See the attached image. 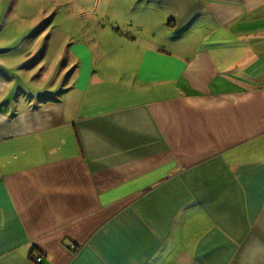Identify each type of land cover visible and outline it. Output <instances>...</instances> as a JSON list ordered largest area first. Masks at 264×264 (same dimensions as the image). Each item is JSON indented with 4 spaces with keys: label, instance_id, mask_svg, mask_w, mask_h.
Wrapping results in <instances>:
<instances>
[{
    "label": "crops",
    "instance_id": "obj_1",
    "mask_svg": "<svg viewBox=\"0 0 264 264\" xmlns=\"http://www.w3.org/2000/svg\"><path fill=\"white\" fill-rule=\"evenodd\" d=\"M138 3L119 67L0 105V264H264V0Z\"/></svg>",
    "mask_w": 264,
    "mask_h": 264
},
{
    "label": "rangeland",
    "instance_id": "obj_2",
    "mask_svg": "<svg viewBox=\"0 0 264 264\" xmlns=\"http://www.w3.org/2000/svg\"><path fill=\"white\" fill-rule=\"evenodd\" d=\"M134 1L0 0V76L14 88L0 105L25 110L36 106L44 92L65 93L76 79L75 48L102 54L96 65L111 57L119 67L121 59L111 54L124 53L123 39H113V31H137L124 15L139 0ZM136 40L133 44L140 46ZM21 82H26L24 88Z\"/></svg>",
    "mask_w": 264,
    "mask_h": 264
},
{
    "label": "built area",
    "instance_id": "obj_3",
    "mask_svg": "<svg viewBox=\"0 0 264 264\" xmlns=\"http://www.w3.org/2000/svg\"><path fill=\"white\" fill-rule=\"evenodd\" d=\"M37 261H41V257H38V258H37Z\"/></svg>",
    "mask_w": 264,
    "mask_h": 264
}]
</instances>
